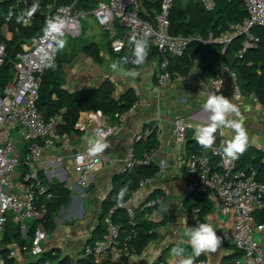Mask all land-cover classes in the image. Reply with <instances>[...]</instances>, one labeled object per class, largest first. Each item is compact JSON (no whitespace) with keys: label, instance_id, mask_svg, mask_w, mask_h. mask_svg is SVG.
<instances>
[{"label":"built area","instance_id":"obj_1","mask_svg":"<svg viewBox=\"0 0 264 264\" xmlns=\"http://www.w3.org/2000/svg\"><path fill=\"white\" fill-rule=\"evenodd\" d=\"M6 19L14 15H24L33 0H11ZM96 5L91 9L97 25L110 35V48L114 53L127 49L130 36L138 38L144 33H149L148 39L156 47L159 57L155 80L159 86H165L172 78L168 70L167 55L180 56L184 53L191 40L202 41L198 34L182 36L172 35L169 14L175 0H148L157 2L158 9L150 16L144 7L143 0H96ZM216 0H200L206 10H212ZM247 10V18L240 23L230 26L219 37L213 38L209 34L205 42L215 41L223 44L220 51L224 53L226 45L235 36L243 35L240 50L241 55L251 44L258 41V37L251 32L253 26L264 27V0H241ZM40 7L31 18L24 16L20 22L22 26H30L38 13L49 16L61 15L67 22L66 32L71 37L81 34L80 18L85 16L84 9L76 8L78 0L70 4H56L51 0H39ZM11 13V15H10ZM116 26L123 30L121 36L116 35ZM17 30V29H16ZM3 38H0V66L6 58L5 39L11 32L4 25L1 29ZM37 42L45 44L43 31L32 40L22 43L21 50L16 52L12 60L15 77L13 81L0 88V240L8 220L16 224L21 234L26 238L25 243L19 248L21 252L32 257H39L44 253L43 243L47 238L44 222L48 215V200L51 194L40 176L41 156L45 147L52 148L58 145L69 149L70 134L61 130L64 120L60 112L45 119L37 107L39 98V85L42 74L49 68L44 67L36 56ZM58 54L55 57L57 60ZM227 79L233 83L231 93L234 96H243L236 81L235 72L225 63L219 67L217 74L210 78L207 94L217 91ZM222 81V84H221ZM246 97V96H244ZM257 102L254 94L247 96ZM126 112H115L111 117L113 124L105 121L101 111L81 112L74 123V129L86 130L91 126L107 133V139L120 131ZM198 126L192 119L184 116L175 117L172 121L173 137L177 143L185 144L189 133L194 137L195 128ZM11 132H17L13 138ZM150 133V131H149ZM143 138L142 134L135 136V141ZM17 141L23 145V154L20 156ZM223 138L218 131V139L212 149L198 148L191 153L179 156L183 172L187 179L186 194L206 193L212 204V209L223 216L229 217L230 227L222 234L225 242L234 246L241 252L238 264H264V249L256 237V232L264 228L263 223H257L254 212L264 206V183L254 178V172L247 174L243 170L234 169L235 160L223 155ZM133 144L127 149L123 160V170L131 169L135 164H147L154 161L155 148L145 151L140 157L135 155ZM73 170L76 184L88 188L94 179V174L102 163L100 157H90L87 150H78L73 154ZM61 157H56L55 162H61ZM23 170L18 171L19 166ZM164 169V162L158 164L155 176ZM152 177H145L138 183L134 193L123 200L120 205L116 203L108 210L104 217L105 232L97 239L92 240L84 249V256L90 257L95 264H127L128 260L137 253L130 243L131 234L134 232L135 209L140 205L134 199V194L139 192ZM41 197L43 199H41ZM163 196H156L142 202L146 207L162 204ZM113 208L122 209L127 216L131 233L121 236V224L111 218ZM156 212L148 215V219L157 220ZM31 232L28 234V231ZM184 248V255L191 251ZM16 254L14 249L9 251V256ZM0 264L2 258L0 256ZM41 264H53L45 260ZM179 264V258L173 255V263ZM195 264H201L196 261Z\"/></svg>","mask_w":264,"mask_h":264},{"label":"crops","instance_id":"obj_2","mask_svg":"<svg viewBox=\"0 0 264 264\" xmlns=\"http://www.w3.org/2000/svg\"><path fill=\"white\" fill-rule=\"evenodd\" d=\"M121 36L123 31L115 30ZM108 34V33H107ZM106 33L104 36L107 35ZM109 48V47H108ZM114 53V52H113ZM104 60L95 62L82 51L74 57L70 64H61L60 75L63 79V88L67 91H76L83 88H96L106 79L113 85V96L118 98L126 91L132 89L137 101L126 112L124 123L114 136L108 138L111 146L100 156L101 165L94 174V179L88 188L76 184L73 170V154L78 150H87L85 139L90 135L94 126L86 130L74 129L70 133L69 149L60 145L52 148L45 147L41 156L40 176L46 186L51 183L64 182L70 190L67 203L62 205L57 212L51 214L54 227L46 230L47 238L43 243L44 253L54 256L50 259L53 264L61 258H67L70 264H78L84 257V249L89 244L94 228L98 225L104 199L111 191V180L114 174L123 171V160L130 144L136 142L135 136L142 134L141 146L145 145V138L149 131L154 130L158 144L154 151V163L158 166L164 162L163 171L151 178L149 182L137 193L134 199L141 204L152 193L163 196L162 206L166 213V222L158 228V237L150 241L139 253L133 255L127 264H172L173 254L171 249L180 241L181 234L197 223H210L217 234H223L231 221L217 210L212 209L206 216L200 218L197 210L186 202L185 188L187 179L183 172L179 156L186 153V144L194 138L188 134L185 144L177 143L173 137L172 121L175 117L184 116L192 119L197 125L204 123L208 113L203 110L210 78L203 75V66L195 60L190 71L184 75L172 74V78L165 86H159L155 80L158 58L151 59L140 66L126 67L122 63L125 55L112 54ZM120 61L116 70L111 65ZM104 62H107L104 63ZM104 63V64H103ZM136 69L140 75L136 78L125 77L124 71ZM232 81L227 79L218 88V94H223L239 105L244 116V126L248 134V144L264 151V104L254 102L244 96H234L231 93ZM105 121L113 124L111 116L105 115ZM223 140L230 139L234 133L231 129H223ZM17 135V134H16ZM137 141V142H138ZM17 145H21L17 141ZM18 148L20 156L23 154V145ZM61 157V162L56 163V157ZM23 170L19 166L18 171ZM192 202V201H191ZM167 209V210H165ZM157 220L163 215L156 212ZM264 249V228L256 232ZM191 251L186 238L180 243ZM16 254L14 264H26L33 257L21 252L17 245H10ZM232 246H222L215 253H203L195 258L201 264H224V259L233 252Z\"/></svg>","mask_w":264,"mask_h":264},{"label":"trees","instance_id":"obj_3","mask_svg":"<svg viewBox=\"0 0 264 264\" xmlns=\"http://www.w3.org/2000/svg\"><path fill=\"white\" fill-rule=\"evenodd\" d=\"M53 1V0H51ZM56 4H70L72 0H54ZM94 0H78L77 7L79 9L90 10L93 8ZM144 7L150 16L158 9L157 2L143 0ZM12 5L11 0H0V38H3L1 29L4 25L11 32V36L5 39L6 42V58L0 66V88L9 84L13 79V64L12 60L16 52L21 50L22 43L28 42L43 31L45 27L46 14L38 13L30 26H22L17 23V17L14 15L9 20L6 19L9 7ZM247 18V10L241 0H216L212 10H206L200 0H175L170 10L169 33L172 35L189 36L198 34L202 41L191 40L184 53L180 56L167 55L168 70L171 74L186 75L195 60H198L203 66V75L208 78L214 77L222 63L227 64L236 75V81L243 96L254 94L259 104H264V27L253 26L251 32L258 37V41L248 46L245 51L238 55L242 42L243 35L235 36L226 45L224 53L220 51L223 44L210 41L209 34L213 38L219 37L227 31L231 25L240 23ZM17 29V30H16ZM150 44L149 55L145 62L158 58L159 54L156 49ZM109 51L114 54L108 43ZM81 51L92 58L95 62L101 61V51L95 42H89L81 46ZM118 56L125 55L130 57L131 52L127 49L117 54ZM61 59L58 56L56 60V68L47 69L41 77L39 85V98L37 107L45 119L53 114L60 112L64 120V124L60 126L61 130L69 134L74 130V123L81 112L101 111L103 115L112 116L115 112H127L137 101L136 95L130 89L118 98L113 96V85L106 79L96 88H83L76 91H67L63 88V79L60 75L59 64ZM62 64V63H61ZM126 67L135 66L132 63L125 64ZM218 132L216 133V140ZM158 144L154 130L145 138L144 147L141 146V141H136L133 144L135 155L140 157L145 151L156 148ZM201 146L194 138L189 139L186 144L188 153L194 152ZM234 169L243 170L247 174L254 172V178L257 181L264 183V151L260 148L248 144L246 151L235 159ZM158 170V166L154 162L147 164H135L131 169H125L120 173L114 174L111 180V191L108 197L104 199L103 208L98 225L94 228L91 240L100 238L105 232L104 217L108 210L116 203L117 193L120 187L131 181L129 184V193L124 200L129 198L138 187V183L145 177H154ZM47 192L51 194L48 200V215L44 222V229L51 230L54 225L51 214L65 205L69 199L70 190L66 183L57 182L47 186ZM158 192L149 195L148 199L155 198ZM41 199H43L41 197ZM192 201V202H191ZM185 202L192 208L197 210L200 218L206 216L212 210V204L209 201L206 193H191L185 198ZM154 211L160 212L163 215L162 220L153 221L148 219V215ZM111 218L114 222L120 223L123 229L124 236L131 233V227L127 222L126 213L120 208H113ZM254 217L257 223L264 224V206L254 212ZM135 225L134 232L131 234L130 243L139 253L150 241L158 237V228L165 224L166 213L162 204H155L146 207L141 203L135 209ZM31 229L28 231V234ZM222 236V234H217ZM26 238L20 232L19 227L11 220H8L0 240V256L2 264H14V258L9 256L10 245L22 247ZM89 242V243H90ZM222 246H231L227 242H222ZM233 252L224 259V264H238L237 260L241 256V252L234 246ZM52 254L43 253L39 257L33 259L26 264H41L45 260L53 258ZM56 264H70L67 258H61L56 261ZM78 264H95L93 260L84 256L78 260Z\"/></svg>","mask_w":264,"mask_h":264},{"label":"clouds","instance_id":"obj_4","mask_svg":"<svg viewBox=\"0 0 264 264\" xmlns=\"http://www.w3.org/2000/svg\"><path fill=\"white\" fill-rule=\"evenodd\" d=\"M39 7V0H33L26 13L17 17V23H20L25 15L29 18L34 16ZM66 27L67 22L61 15L49 16L45 19V27L43 28L45 44L37 42L35 53L44 67L53 70L56 68L55 57L67 45V40L65 39ZM148 36L149 33L147 32L139 38L136 35L130 36L128 45L131 50V56L124 57L122 60L123 64L132 63L140 66L145 63L150 51ZM0 52H2V48H0ZM120 63V61L113 63L111 68L116 70ZM123 75L136 78L140 73L134 68L124 71ZM202 107L209 115L204 123L195 128L194 139L196 142L204 149H212L216 143V133L220 131V134L224 135L223 129H231L234 135L230 139L223 141L222 151L226 158L231 160L238 159L248 146V134L243 123L245 118L239 105L215 91L208 94ZM109 134L101 129H93L91 134L85 137L88 145L87 152L90 157L102 156L111 146L107 139ZM130 183L131 181L120 187L116 197L118 205L129 193ZM185 238L191 247V254L187 256L184 255V248L180 247V243H184ZM222 242L223 238L217 235L216 229L210 223L200 222L194 227L187 228L181 234L179 243L171 249V252L179 258V264H195L196 257L201 256L203 253H215L221 247Z\"/></svg>","mask_w":264,"mask_h":264},{"label":"rangeland","instance_id":"obj_5","mask_svg":"<svg viewBox=\"0 0 264 264\" xmlns=\"http://www.w3.org/2000/svg\"><path fill=\"white\" fill-rule=\"evenodd\" d=\"M96 2H97L96 0L93 1L92 3L94 4L93 7H95ZM181 2H185V0H181ZM84 11H85V16L80 18L81 34L78 37H71L69 34L65 33V39L67 40V45L65 49L57 53L61 59V63L69 65L70 61L81 52V46L89 42H95L98 45L105 61H107L109 56L111 57L112 60H117V57L113 56L108 48L110 35L107 34L105 30H102L97 25L93 15L91 14V9L90 10L85 9ZM115 29L117 31L119 28L116 26ZM105 33L107 34L106 36H104ZM61 63L59 64V68L61 67ZM104 63L107 64V62ZM14 77H15V71L13 72V79ZM11 133L14 139L18 137L16 135L17 132H11ZM18 146L19 145H17V147ZM21 146L22 145H20L19 147Z\"/></svg>","mask_w":264,"mask_h":264}]
</instances>
